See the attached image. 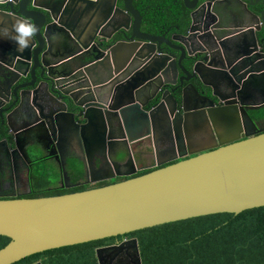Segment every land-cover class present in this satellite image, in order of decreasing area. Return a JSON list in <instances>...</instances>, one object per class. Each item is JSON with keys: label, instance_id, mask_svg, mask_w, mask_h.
<instances>
[{"label": "water", "instance_id": "1", "mask_svg": "<svg viewBox=\"0 0 264 264\" xmlns=\"http://www.w3.org/2000/svg\"><path fill=\"white\" fill-rule=\"evenodd\" d=\"M227 1L185 0L191 23L174 37L176 45L141 30L142 10L134 0H0L5 6L0 28L10 29L17 17L39 26L23 52L0 38V131L4 127L7 134L0 139V155L13 149L31 160L29 137L36 135L50 148L58 147V134L71 132L83 145L88 182L98 183L124 174L118 163L125 153L114 150L116 161L110 154L121 139L131 147L170 131L171 142H177L170 158L162 161L158 154L156 169L108 185L37 198L0 194V234L11 238L0 249V264L168 222L264 206V131L246 130L248 123L258 126L247 110L264 108L248 100L253 86L264 97V9L252 11L250 0H235L251 23L241 13L230 25L215 12ZM116 33L124 39L105 50L94 43L98 35L111 40ZM233 37L238 39L231 53ZM193 80L208 86L211 96ZM77 113L85 122L72 130L67 115L75 120ZM197 133L209 134L212 143L194 150ZM56 149L51 156H62ZM96 152L109 171L99 176ZM137 173L135 168L125 175ZM63 180L70 181L66 165ZM97 255L100 264H143L137 238L102 246Z\"/></svg>", "mask_w": 264, "mask_h": 264}, {"label": "trees", "instance_id": "2", "mask_svg": "<svg viewBox=\"0 0 264 264\" xmlns=\"http://www.w3.org/2000/svg\"><path fill=\"white\" fill-rule=\"evenodd\" d=\"M135 0L145 11V3ZM158 0H148L154 5ZM122 2V1H121ZM190 18L185 21L186 27ZM6 132L1 137L6 136ZM29 174V186L17 196L37 198L61 195L108 185L148 173L157 167L145 168L137 174L90 183L83 163L72 158L67 171L70 181H62V170L52 158L35 156ZM10 191L6 190L5 192ZM11 197V196H5ZM137 238L143 264H264V206L240 213L219 212L164 223L127 234L67 245L31 254L12 264H100L97 249ZM11 238L0 234V249Z\"/></svg>", "mask_w": 264, "mask_h": 264}, {"label": "flooded vegetation", "instance_id": "3", "mask_svg": "<svg viewBox=\"0 0 264 264\" xmlns=\"http://www.w3.org/2000/svg\"><path fill=\"white\" fill-rule=\"evenodd\" d=\"M205 0H201V3H203ZM148 0H141L140 3H142V5L145 3V11L144 13L142 12L143 15V20H142V26H141V30L144 33H149V34H153V35H159L162 36L164 35L165 38L167 40H171L173 44L179 45L178 41L174 40V37H177L183 33H185L188 29V26L186 27L185 21H187V19L191 18L190 17V10L186 7L185 5V0H158L157 3L154 5L153 3L148 4L147 3ZM248 2V8L251 9L252 11H256V12H260L264 9V5L262 6L261 3L264 2V0H250L247 1ZM134 4H135V0H134ZM136 6V4H135ZM5 6L3 4H0V8H4ZM138 7V6H136ZM225 7H228V9H230L231 11L229 13H226L224 11ZM140 9V7H138ZM142 10V9H141ZM226 10V9H225ZM215 12L217 13L218 17L221 18V21L224 20H228L229 24L232 25L233 21H237L239 22V14H243V17H245V22L246 23H251L250 21V17L248 16L245 7L242 5V7L239 5H236L235 0H228L227 2H223L221 4H218L215 6ZM234 14V15H233ZM223 22V21H222ZM191 23V19L189 24ZM104 34H108L110 32L109 29H105L104 31H102ZM264 33V26H263V30L261 31ZM131 34V32H129V35ZM262 34V33H261ZM264 34L261 35V37H263ZM124 36L121 33H116L113 35V38L111 40H106L103 39L102 36L98 35L96 36L94 43L97 44L98 46H101L104 50L107 49L108 46L110 45H114L117 42H119L120 40H123ZM238 39V38H237ZM236 37H233L230 39L229 41V50L232 53V51L234 50V43L235 41H237ZM264 46V44H263ZM168 48V46H167ZM169 52L171 53H176V54H180L179 51L175 50V49H169ZM187 65L192 67V65L195 63V60L190 59L187 62ZM187 83H191L185 81V84ZM193 83L197 85L198 89L201 92H205V94L211 96V92L209 91V87L200 84V82L197 80H193ZM251 89V96L248 98V100H250L249 102L253 103V104H264V97L261 95V97L259 99L258 96H260L259 94L256 93V88L250 87ZM178 93H176L178 99L181 102V96L179 95V91H177ZM248 114L251 116V118L254 120V122L258 125L257 127L251 125L248 123V127L246 130H248L249 133H255L258 131H264V108H260V109H248L247 110ZM79 113H77L75 115V120L71 119V115H67L70 123H72V130H76V128H79V125L83 124L85 121L83 120L82 117H79L78 115ZM242 116V114H241ZM243 119H246L245 117H242ZM76 121V123H75ZM246 121V120H245ZM113 131H116V128H114ZM3 132H5L4 127L2 128V130L0 131V136L1 134H3ZM246 133V131H244ZM247 134V133H246ZM170 135V131H167V135H166V139L164 142L170 143L171 147L174 148L177 145V142L175 141V139L173 140V142H171V136ZM28 137V136H27ZM26 137V138H27ZM59 138V151L62 153V156L60 157H56L57 154L59 153L57 151L56 148L58 147H50V148H44L47 151V155H41L42 157L47 156V158H52L53 160L57 161V164L59 166V168L62 170V181L65 183V181L63 180V171H64V166L66 165V167H68V164L70 162V160L74 157L77 156L76 153H78L81 150V147H83L81 141L79 139L74 138L73 136H71V132L69 133H62L61 135L58 134L57 136ZM3 138V136L1 137V139ZM61 138V140H60ZM208 138V137H207ZM40 139L39 137H37L36 135H32L31 137H29V140L27 139V143H25L26 145L29 142H35L37 144H33L30 145V147L28 148L29 153H30V159L26 158L20 151L19 152H13V149L11 151H4L1 155H0V194H3L5 196H12V194H17L19 195L21 192L20 186H21V177L27 175L28 177V186H29V174L31 172V169L33 168L34 162L36 160L35 156L33 155V153L31 152V150L35 149L37 151H40L39 148H37V146L40 143ZM144 139H146V136L144 137ZM47 143H51L50 141H46ZM125 143L124 140L121 139V142H117L115 145H113L112 148H114L110 154L113 156L114 154V150H116L117 148L120 147L121 144ZM212 141L209 139L206 141V145L211 144ZM54 144V143H53ZM43 146V145H42ZM11 147V146H10ZM37 148V149H36ZM56 151V155H52L51 153ZM82 151V150H81ZM184 153V152H183ZM191 156L190 154L187 155V157ZM114 157V156H113ZM115 161L116 158L114 157ZM110 161V159H108ZM93 163L98 167L100 166L101 159L100 157H96L93 159ZM154 163H152V165H154ZM140 170H138L139 172ZM89 171L86 172V177L87 178H91V173L88 174ZM100 172L102 171H98L97 176H99ZM124 174L122 176H118L114 179L111 180H116L119 177H128L125 174L127 172H123ZM89 180V179H88ZM109 180V181H111ZM6 190H10L5 192Z\"/></svg>", "mask_w": 264, "mask_h": 264}, {"label": "crops", "instance_id": "4", "mask_svg": "<svg viewBox=\"0 0 264 264\" xmlns=\"http://www.w3.org/2000/svg\"><path fill=\"white\" fill-rule=\"evenodd\" d=\"M260 97H261V95L258 96L257 99H259ZM241 123H242L243 128H244L243 130H245L246 129L245 119L242 118ZM218 130H220V132L222 134L228 135L229 129L226 127V125L219 124ZM166 135H167V133L163 134V132H160V133L158 132L159 138L157 140H154L153 137H152V139L148 138V137H146V139L141 138L138 141L137 140L134 141V143L131 144V147L129 146L130 143H127V142L121 144L120 147L118 148V155H120V153L121 154L125 153L126 157H123L124 163L123 162L118 163V167L120 168V170L122 172H131V171H134L135 168L137 170H140V171L145 169V168H152V167H154V165L159 160L158 154L161 155L160 157H161L162 161L166 160L167 158H170V156H172L171 150L173 148L171 147L170 143L166 144L164 142L165 140L167 141V139L165 138ZM209 137L211 138V136L207 133H197V137L193 140L194 142L192 144L194 150H198V149L203 148V146H205V144H206V141L210 139ZM34 143L35 142H33V143L29 142L26 145V147L29 148L30 145H33ZM35 144H37V143H35ZM38 146L40 147L42 145L39 144ZM81 150L78 153H76L77 156L74 158L79 159L83 163V159H85L86 154L83 150V147H81ZM128 153L131 154L130 158H128ZM93 157L94 158L99 157L98 153L96 152L93 155ZM115 158L118 159L119 157H115ZM100 159H101V156H100ZM154 162H155V164L152 165V163H154ZM83 165H84V163H83ZM102 165L103 164H100V166L97 167L94 164L93 166H94L95 171L96 172L102 171V172H100V174L106 173L108 171L107 170L108 167L106 169H104L105 167H101ZM84 167H85V165H84ZM85 171H86V169H85ZM87 171L90 172L91 170L88 169ZM89 172H88V174L91 173V172L90 173ZM87 179L90 180V178H87Z\"/></svg>", "mask_w": 264, "mask_h": 264}, {"label": "clouds", "instance_id": "5", "mask_svg": "<svg viewBox=\"0 0 264 264\" xmlns=\"http://www.w3.org/2000/svg\"><path fill=\"white\" fill-rule=\"evenodd\" d=\"M38 33L39 26L31 18L17 17L10 29L0 28V38L7 37L14 41L18 52L30 48Z\"/></svg>", "mask_w": 264, "mask_h": 264}, {"label": "rangeland", "instance_id": "6", "mask_svg": "<svg viewBox=\"0 0 264 264\" xmlns=\"http://www.w3.org/2000/svg\"><path fill=\"white\" fill-rule=\"evenodd\" d=\"M37 148H39L40 151H37L35 149L31 150L33 155H36V156L47 155V151L43 148V146H40V147L37 146ZM51 163L56 165V166H58L57 161H55L53 159H51ZM20 183H21L20 189H21L22 192L25 191L26 189H28V177H27V175L21 177V182Z\"/></svg>", "mask_w": 264, "mask_h": 264}]
</instances>
